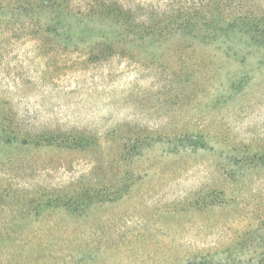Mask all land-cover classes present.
I'll return each mask as SVG.
<instances>
[{"label":"rangeland","instance_id":"1","mask_svg":"<svg viewBox=\"0 0 264 264\" xmlns=\"http://www.w3.org/2000/svg\"><path fill=\"white\" fill-rule=\"evenodd\" d=\"M44 1L0 0V99L91 145H0V264H264V0H55L90 23L59 50ZM100 19L165 38L94 50Z\"/></svg>","mask_w":264,"mask_h":264},{"label":"trees","instance_id":"2","mask_svg":"<svg viewBox=\"0 0 264 264\" xmlns=\"http://www.w3.org/2000/svg\"><path fill=\"white\" fill-rule=\"evenodd\" d=\"M44 20L41 18L35 19L34 22H30L28 28L30 29L35 37L40 42H45V44H53L54 49H66L75 43L76 47L79 48V42L88 32V26L90 23L82 22L80 23L75 21L63 20L62 16L67 17L73 16V14L67 13L64 15L63 12L60 13L57 9V3L55 0L53 2L47 3L46 1L41 4L40 7ZM59 11V12H58ZM52 12L55 14L60 13L58 17L51 16ZM46 18V19H45ZM67 19V18H66ZM246 18L240 17L238 19L227 20L225 29L236 31L237 28L244 24ZM217 20L213 19L206 20V25H216ZM113 25V28L109 26ZM94 29L98 31L100 39L93 43L91 47L93 49L103 50L106 48L110 53L115 51L114 41L121 40L127 41L132 45H137L140 40H147L148 44L152 45L154 42H161V39L165 37L156 38L152 36L151 30L148 28L139 30L131 27V22L128 19L120 21H108L100 19L96 22ZM187 27V26H186ZM252 30L254 33L249 38V42H255L257 45H264V18L257 22L253 23ZM133 31L134 33H131ZM40 33V35H39ZM47 33L57 34L60 38L50 39L46 38ZM258 34V35H257ZM132 35V37H131ZM150 36V38H148ZM125 39V40H124ZM113 40V41H111ZM143 44V43H142ZM139 43V45H142ZM29 116L26 114L20 115L14 103L10 100L0 99V145H14V144H27V143H46V144H58V145H67L74 147H86L91 145L90 137L85 136L82 133H73L71 136H67L63 133H57L54 131L51 132H41L33 133L28 128ZM27 125V126H26ZM190 264H224L222 262L214 260H194ZM246 264H259L253 261H249ZM263 264V263H261Z\"/></svg>","mask_w":264,"mask_h":264}]
</instances>
